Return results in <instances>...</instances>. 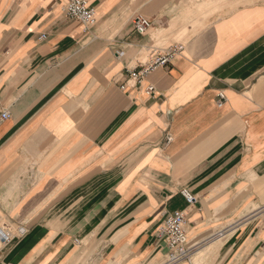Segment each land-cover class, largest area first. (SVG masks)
Masks as SVG:
<instances>
[{"label":"crops","instance_id":"0c3cea01","mask_svg":"<svg viewBox=\"0 0 264 264\" xmlns=\"http://www.w3.org/2000/svg\"><path fill=\"white\" fill-rule=\"evenodd\" d=\"M88 1L85 30L65 0H0V223L21 228L0 264H162L176 210L175 264H264V0ZM175 43L153 95L120 89Z\"/></svg>","mask_w":264,"mask_h":264},{"label":"built area","instance_id":"2783aa9c","mask_svg":"<svg viewBox=\"0 0 264 264\" xmlns=\"http://www.w3.org/2000/svg\"><path fill=\"white\" fill-rule=\"evenodd\" d=\"M63 9L67 16L80 21L85 30L95 25L97 21L96 10L88 0H65ZM131 24L135 32L145 34L151 28L152 22L143 14L137 13L132 17ZM44 37V35H40L38 38L43 39ZM182 49L183 45L181 43H175L164 48L161 52L137 67L128 70L127 79L119 85L120 89L125 90L129 82H131V87L140 88L149 96L153 95L155 88L151 83L144 84L145 76L158 67L169 68L174 57ZM224 98V94L219 92L217 94V104L221 105ZM6 116V113L1 115L2 118ZM169 139L170 137H168ZM181 194L188 204H192L195 201V197L189 189H181ZM186 223L187 218L184 211L176 210L168 214L157 229V237L164 242L167 248L162 264H175L184 260L189 261L191 251L185 231ZM20 229L1 226L0 224V254L2 248L10 244L16 236L15 234L20 232Z\"/></svg>","mask_w":264,"mask_h":264},{"label":"rangeland","instance_id":"374dc122","mask_svg":"<svg viewBox=\"0 0 264 264\" xmlns=\"http://www.w3.org/2000/svg\"><path fill=\"white\" fill-rule=\"evenodd\" d=\"M1 224V226H6V227H14V228H20V226H18V225H16V224H6V223H4V222H2V223H0ZM16 236L12 239V241L10 242V243H12L13 242V240H15L16 238H18V237H20V235H21V232H19L18 234L16 233L15 234ZM193 264H196V262H195V260H193Z\"/></svg>","mask_w":264,"mask_h":264}]
</instances>
